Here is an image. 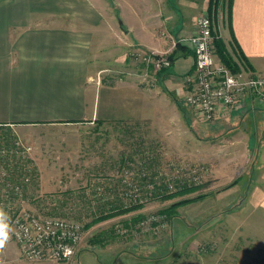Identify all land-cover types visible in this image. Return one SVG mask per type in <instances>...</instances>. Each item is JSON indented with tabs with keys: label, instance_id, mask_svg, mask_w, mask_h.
<instances>
[{
	"label": "rangeland",
	"instance_id": "1",
	"mask_svg": "<svg viewBox=\"0 0 264 264\" xmlns=\"http://www.w3.org/2000/svg\"><path fill=\"white\" fill-rule=\"evenodd\" d=\"M221 1L224 7L227 0ZM106 5L128 13L132 4ZM111 22L117 40V19ZM161 37L158 45L165 43ZM225 45L235 54L234 44ZM134 48L126 59L118 57L116 44L108 62L101 52L95 58L103 83H126V92L131 93L129 87L135 91L124 117L30 125L23 132L0 127V173L1 163L10 165L11 185L19 190L3 206L6 211L0 209L9 233L0 264H212L213 254L225 246L217 240V217L227 219L245 202L253 177L261 180L256 165L264 152V108L245 95L244 109L239 102L233 110L256 122V143L247 146L249 130L217 132L211 128L217 119L205 122L188 109L183 97L187 80H164L173 64L157 71L144 58L153 54ZM217 61L223 63L218 54ZM4 188L0 182V191ZM21 209L77 222L82 232L77 254L60 261L24 258L9 226ZM183 216L201 222L202 233L209 235L190 243L197 237ZM169 228L174 232L167 233ZM255 252L238 264H263L264 247Z\"/></svg>",
	"mask_w": 264,
	"mask_h": 264
},
{
	"label": "crops",
	"instance_id": "2",
	"mask_svg": "<svg viewBox=\"0 0 264 264\" xmlns=\"http://www.w3.org/2000/svg\"><path fill=\"white\" fill-rule=\"evenodd\" d=\"M118 2L132 4L128 5L130 12L120 7L115 11L106 5ZM209 3L210 0H0V127L23 132L30 125L97 117L105 121L127 115L128 107L134 105L135 91L128 86L131 93L126 92V83L122 87L103 83L100 71L95 69L97 54L101 52L108 62L115 44L122 59L133 47L154 56L172 54L173 65L168 67L165 82L187 80L195 57L186 39L196 32L197 18L209 14ZM225 4L216 16L211 15L215 36L229 49L234 44L241 52L242 55L231 54L238 66L244 64L254 72H264V0H232L230 9ZM112 19H117V40L112 39ZM159 34L164 36L163 45L156 43ZM233 110L217 118L211 128L217 132L249 130L247 146L254 145L252 128L256 122ZM258 158L261 180L253 177L245 202L238 203L227 219L217 217V240L225 246L218 255L213 254L212 264H238L264 247V152ZM238 182L239 179L235 184ZM190 218H183L191 227L189 233L197 237L190 243L209 235L207 231L202 233L205 226L201 222ZM214 223L208 225L214 228ZM171 228L167 233L174 232Z\"/></svg>",
	"mask_w": 264,
	"mask_h": 264
},
{
	"label": "built area",
	"instance_id": "3",
	"mask_svg": "<svg viewBox=\"0 0 264 264\" xmlns=\"http://www.w3.org/2000/svg\"><path fill=\"white\" fill-rule=\"evenodd\" d=\"M196 25V32L186 39L195 57V66L188 75V87L184 95L188 109L209 122L228 110L237 109L235 107L239 102L242 106V97L245 95L264 107V72H254L246 65L233 71L226 64L217 61L213 51L212 17L203 14L197 18ZM144 58L155 70L172 64L167 55ZM9 167L10 165L1 163L0 182L5 188L4 192L0 191V209L4 211L6 209L3 206L15 199L11 196L19 193L11 185L13 176ZM26 177L27 174L21 178ZM20 212L10 219L9 226L24 258L32 261H60L69 260L77 254L82 239L81 227L77 222L52 215L35 216L23 209Z\"/></svg>",
	"mask_w": 264,
	"mask_h": 264
},
{
	"label": "trees",
	"instance_id": "4",
	"mask_svg": "<svg viewBox=\"0 0 264 264\" xmlns=\"http://www.w3.org/2000/svg\"><path fill=\"white\" fill-rule=\"evenodd\" d=\"M231 1L232 0H227V5H229V7H228L229 9L231 6ZM222 5H223V3H222V1L220 2V0H210L209 9H208L210 16L211 15L216 16L218 10L220 9V7ZM213 34H214V36L216 35V33H214V32H213ZM214 43H215L217 54L222 59L223 63H225L227 66L231 67L233 71L238 70V66L234 62L232 55L229 54L224 41L220 37L215 36L214 37ZM235 52H239V54H241V52L238 51L237 49H235ZM168 57L171 59V61H173L174 55L171 54ZM179 203L180 202H177L176 204H174V206L179 205ZM136 207H139V205L133 206L132 208H129V209H134ZM140 216L141 215H137V217H140Z\"/></svg>",
	"mask_w": 264,
	"mask_h": 264
},
{
	"label": "clouds",
	"instance_id": "5",
	"mask_svg": "<svg viewBox=\"0 0 264 264\" xmlns=\"http://www.w3.org/2000/svg\"><path fill=\"white\" fill-rule=\"evenodd\" d=\"M4 213L0 211V250L5 246L6 241L9 239L8 226L3 222Z\"/></svg>",
	"mask_w": 264,
	"mask_h": 264
}]
</instances>
